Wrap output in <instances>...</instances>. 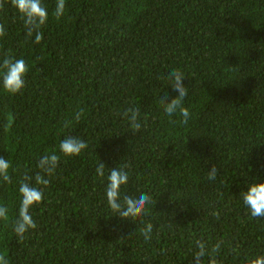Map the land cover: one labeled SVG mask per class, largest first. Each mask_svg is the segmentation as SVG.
<instances>
[{"label": "trees", "instance_id": "trees-1", "mask_svg": "<svg viewBox=\"0 0 264 264\" xmlns=\"http://www.w3.org/2000/svg\"><path fill=\"white\" fill-rule=\"evenodd\" d=\"M56 2L42 0L48 22L36 44L0 0V57L29 68L20 93L0 86V156L11 165V182L0 180V255L8 264H195L197 240L209 251L221 242L217 264L264 255V218L243 203L249 185L264 182V0H65L60 18ZM173 70L185 76L187 124L160 102L178 95ZM128 108L139 109L136 133ZM66 136L87 148L63 156ZM52 153L59 165L30 209L37 228L21 241L12 227L20 183ZM112 168L128 172L121 204L151 196L140 217L107 205Z\"/></svg>", "mask_w": 264, "mask_h": 264}, {"label": "clouds", "instance_id": "clouds-1", "mask_svg": "<svg viewBox=\"0 0 264 264\" xmlns=\"http://www.w3.org/2000/svg\"><path fill=\"white\" fill-rule=\"evenodd\" d=\"M11 6L16 9L19 18L23 21L26 29V39H32L34 36V43L39 44L43 39L42 28L48 22V10L43 5L42 0H10ZM0 8H3V3H0ZM65 12V0H57L54 15L60 18ZM6 35L4 25L0 24V37ZM29 68L23 58H13L8 54H3L0 57V86L5 92L16 95L25 87V75ZM170 85L178 95L169 100L168 97L161 98L163 110L169 117L174 114H179L182 118L181 122L188 123L190 118V111L184 106L183 101L188 95V88L184 85V73L179 70H173L167 76ZM84 115V109L81 108L75 115L78 121ZM139 109L128 108L123 116L130 122V127L133 133L140 130L141 124L138 121ZM68 126L67 124L65 125ZM87 143L74 136H66L59 144L60 153L65 157L78 156L87 148ZM60 161V156L56 153L42 156L37 167L39 172L34 176H25L19 186V193L22 197L18 218L13 224V231L19 240H23L30 230L37 228V223L34 221L30 209L39 205L43 201L44 192L42 187L50 183L51 177L54 175ZM11 165L8 160L0 156V180L5 183H10L11 178L9 169ZM104 164H100L97 172L100 176L104 175ZM217 176V169L213 166L208 173L209 180H215ZM128 172L123 168H112L107 177L108 183L106 185L105 195L107 205L115 215L121 219L137 218L144 214L146 206L151 202V196L141 193L138 197L131 196L123 197V204H121V188L128 183ZM34 180V184H33ZM243 203L249 210L252 217L264 218V182L252 183L249 185L247 191L243 193ZM8 210L4 206H0V219H8ZM153 225L148 223L142 229V235L145 240L151 239ZM197 251L194 253L195 264H202V258L208 255L210 257L209 264H217L216 259L212 254L219 253L221 242H217L209 251L203 240L195 241ZM234 251L236 249H233ZM0 264H8L7 259L0 255ZM248 264H264V255L256 256L248 261Z\"/></svg>", "mask_w": 264, "mask_h": 264}]
</instances>
